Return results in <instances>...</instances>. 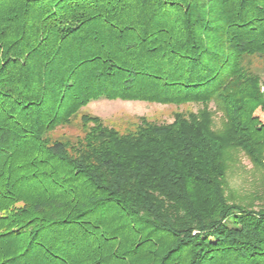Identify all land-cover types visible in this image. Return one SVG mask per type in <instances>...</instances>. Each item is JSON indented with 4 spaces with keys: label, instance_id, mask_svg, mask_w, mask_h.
<instances>
[{
    "label": "trees",
    "instance_id": "1",
    "mask_svg": "<svg viewBox=\"0 0 264 264\" xmlns=\"http://www.w3.org/2000/svg\"><path fill=\"white\" fill-rule=\"evenodd\" d=\"M99 98L200 107L53 136ZM240 153L264 184V0H0V264H264Z\"/></svg>",
    "mask_w": 264,
    "mask_h": 264
},
{
    "label": "rangeland",
    "instance_id": "2",
    "mask_svg": "<svg viewBox=\"0 0 264 264\" xmlns=\"http://www.w3.org/2000/svg\"><path fill=\"white\" fill-rule=\"evenodd\" d=\"M212 106V104H210ZM200 107L196 103L164 104L144 100L106 99L91 100L81 108L70 125L57 127L53 131L54 137L74 138L82 134L80 115L86 113L100 117L103 122L120 132L132 131L143 117L155 123H171L177 112H195ZM215 121L218 122L215 117ZM218 126V123L216 124ZM238 162L230 167L226 181L228 189L234 191L238 201L246 203L253 201L255 208H264V184L262 172L252 166L248 158L240 153Z\"/></svg>",
    "mask_w": 264,
    "mask_h": 264
}]
</instances>
